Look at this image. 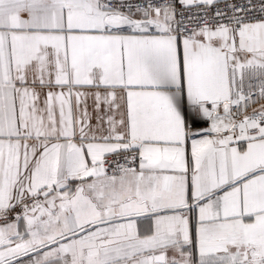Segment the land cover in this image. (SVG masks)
<instances>
[{
	"label": "snow or ice",
	"instance_id": "1",
	"mask_svg": "<svg viewBox=\"0 0 264 264\" xmlns=\"http://www.w3.org/2000/svg\"><path fill=\"white\" fill-rule=\"evenodd\" d=\"M0 264H264V0H0Z\"/></svg>",
	"mask_w": 264,
	"mask_h": 264
}]
</instances>
